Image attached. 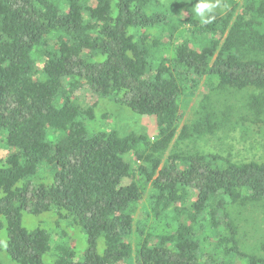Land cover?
I'll return each mask as SVG.
<instances>
[{
    "label": "trees",
    "instance_id": "obj_1",
    "mask_svg": "<svg viewBox=\"0 0 264 264\" xmlns=\"http://www.w3.org/2000/svg\"><path fill=\"white\" fill-rule=\"evenodd\" d=\"M155 2L0 0V242L12 264H264L239 248L228 213L264 210V161L163 154L219 126L209 106L187 118L199 89L252 90L245 106L263 124L264 0L175 26ZM104 99L153 115L156 139L90 130ZM45 212L80 227L85 247L23 226Z\"/></svg>",
    "mask_w": 264,
    "mask_h": 264
},
{
    "label": "rangeland",
    "instance_id": "obj_2",
    "mask_svg": "<svg viewBox=\"0 0 264 264\" xmlns=\"http://www.w3.org/2000/svg\"><path fill=\"white\" fill-rule=\"evenodd\" d=\"M232 1L237 2V9H241L249 0H219V7L215 13L224 14L231 7ZM194 3V0L190 3L186 0H156L152 9H162L175 26L180 25L187 15L199 20L193 11ZM165 34L162 33V36ZM206 93L209 100L204 96ZM253 93L255 92L252 90L235 91L226 88L212 92L199 89L195 94L187 95L183 105L187 118H199L209 106L214 109L212 119L218 121L219 126L210 134L174 140L163 154L212 153L233 162L264 161V116L261 119L263 124L252 123V117L245 106L248 97ZM81 101L83 102L82 99ZM94 124L100 130L115 128L121 136L142 135L151 141L157 136L156 120L153 115L137 114L108 99L100 100L97 105L94 121L88 124L90 130L94 128ZM6 153L7 151L0 147V158ZM228 213L237 227L236 239L239 248L249 254L264 256L262 249L264 210L261 202L250 201L245 205H234L229 207ZM22 224L26 229L40 226L55 234L57 239L64 236L65 240L78 251L86 245L85 232L80 227L71 225L69 221L58 219L53 212L40 215L24 213ZM1 232L5 234L4 228ZM0 264H12L6 259L4 242H0Z\"/></svg>",
    "mask_w": 264,
    "mask_h": 264
},
{
    "label": "clouds",
    "instance_id": "obj_3",
    "mask_svg": "<svg viewBox=\"0 0 264 264\" xmlns=\"http://www.w3.org/2000/svg\"><path fill=\"white\" fill-rule=\"evenodd\" d=\"M191 2V0H186ZM195 16L202 25H209L216 19L215 10L219 7V0H195L192 5Z\"/></svg>",
    "mask_w": 264,
    "mask_h": 264
}]
</instances>
